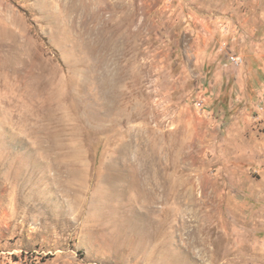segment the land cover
Listing matches in <instances>:
<instances>
[{
	"label": "rangeland",
	"instance_id": "374dc122",
	"mask_svg": "<svg viewBox=\"0 0 264 264\" xmlns=\"http://www.w3.org/2000/svg\"><path fill=\"white\" fill-rule=\"evenodd\" d=\"M263 100L264 0H0V264H264Z\"/></svg>",
	"mask_w": 264,
	"mask_h": 264
},
{
	"label": "built area",
	"instance_id": "2783aa9c",
	"mask_svg": "<svg viewBox=\"0 0 264 264\" xmlns=\"http://www.w3.org/2000/svg\"><path fill=\"white\" fill-rule=\"evenodd\" d=\"M230 61L232 64H234L236 66H240L243 63V59L239 56H232L230 58ZM260 111L264 114V108H261Z\"/></svg>",
	"mask_w": 264,
	"mask_h": 264
}]
</instances>
